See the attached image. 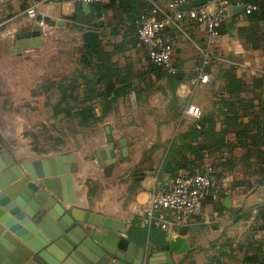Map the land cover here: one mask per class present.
I'll return each mask as SVG.
<instances>
[{
  "label": "crops",
  "instance_id": "0c3cea01",
  "mask_svg": "<svg viewBox=\"0 0 264 264\" xmlns=\"http://www.w3.org/2000/svg\"><path fill=\"white\" fill-rule=\"evenodd\" d=\"M117 1L113 8L104 11L97 21V28L89 29L84 23L73 21L75 15L85 21L93 12L94 6L91 5V11L85 13L79 0H0V100L6 103L0 107V154L6 151L21 166L57 157L64 159L72 154L78 172L66 182L73 202L62 203L65 212L75 222L85 219V213L90 212L100 218L123 223L130 241L146 248L145 264H150L154 253L161 251L151 252L149 241L144 244V239L133 234V224L136 221L140 223L153 192L170 186L173 172L165 171L166 163L170 162L166 160L167 155L178 137L187 134L195 123V118L186 114L187 108L198 106L205 119V132L195 144L212 147L222 140L218 151L206 155V166L217 168L220 178L216 182L220 183L221 191L220 194L214 191L218 194L217 200L207 197L199 215L174 232L178 237L181 229H186L191 245L190 252L174 256V262L254 264L250 259L256 254V248L264 244L263 223L257 218L259 206L264 204V184H249L257 182L259 177L251 173L247 166L255 164L254 159L247 158L248 141L237 138L234 128L223 124L228 116H241L244 118L241 121L248 124L250 134H254L249 124L252 116H243L241 111L226 113L223 103L230 101L231 95L224 76L229 71L235 75L239 81L236 85L239 86L240 97L253 101L257 106L255 114L264 117V21L251 31L253 23L244 9L243 12L233 9L214 48V59L208 70L210 81L194 87L193 70L200 64L201 49L207 45L206 27L185 18L167 30L174 46V67L181 73V77L176 78L165 70H155L147 48L139 44L133 23L140 6L134 3L119 7L120 0ZM155 1L167 10V0ZM253 1L256 0H233L237 7H244ZM110 3L107 0L103 4ZM199 5L193 2L182 9ZM33 6L37 7L34 18L28 15ZM208 8L210 11L214 9L211 5ZM39 21L46 22V26L41 27V45L24 49L18 55L17 43L29 41L19 40V37L33 31L39 26ZM88 30L100 33L98 49L110 56V64L120 76L118 82L114 81L116 84L111 98L97 102L92 116H87L82 123L75 115L72 116L74 120H70L71 132L95 136L89 138L81 150L56 154H45L43 148L32 146L28 140L16 139L18 143L9 140L10 135L25 137L36 127V120L46 115L54 118L65 116L56 111L57 104H50L51 93L49 95L50 90L45 88L49 84L61 88L62 82L44 77L50 71L47 62L62 49L47 44L53 41L59 44L65 38H74L81 47V55L85 45L82 35ZM255 30L256 35H253ZM86 71L90 73L89 69ZM159 73L161 76H158ZM58 94L61 96V89ZM16 100L20 101V107L8 104ZM60 100L57 97L56 102ZM209 118L212 119L210 122ZM67 125L62 129L60 127L61 131H68ZM108 130L114 138L113 144L109 143ZM225 130L228 133L223 136ZM123 141L128 149L126 156L122 153ZM109 145H113L117 153V161L112 164H107L108 160L104 158L107 155L104 150ZM261 149L264 150V146ZM61 165L69 167L68 160H63ZM4 168L9 169L0 167V173L4 172ZM47 169L52 171L51 165H47ZM31 171L35 173L34 169ZM27 177L28 173L23 170V178L18 182ZM55 187L61 192L63 183L59 181ZM57 223V220H52L53 225ZM82 227L87 231L95 228L88 224H82ZM151 229H147L148 232ZM4 233L7 234L6 231ZM7 243L11 242L8 240ZM61 253L56 248L44 252V258L53 264L69 262L68 259L59 261ZM126 255L131 261H136L135 256L140 255V250Z\"/></svg>",
  "mask_w": 264,
  "mask_h": 264
},
{
  "label": "water",
  "instance_id": "95a60500",
  "mask_svg": "<svg viewBox=\"0 0 264 264\" xmlns=\"http://www.w3.org/2000/svg\"><path fill=\"white\" fill-rule=\"evenodd\" d=\"M195 2L206 3L205 0ZM82 8L85 13H89L91 4L82 3ZM234 10L243 12V7H235ZM41 36V27L37 26L30 33L19 37V40L29 41L17 43V54L21 55L27 48L39 47ZM82 40L92 52H97L100 33L96 30L85 31ZM174 76L181 77V73L176 72ZM108 134L109 143L113 144L114 138L109 130ZM122 143V153L126 156L128 149L125 142ZM104 151L107 153L104 156L108 160L107 164L117 161L113 145H109ZM66 158L57 157L21 166L6 151L0 154V167L9 168H4V172L0 173V264H53L44 258V252H51L56 248L62 251L58 255L62 262L68 259L75 264H145L146 248L130 241L123 223L100 218L90 212L85 213V219L75 222L65 212L62 203L73 202L66 182L78 172L74 156L70 154ZM63 160H68L69 167H62ZM47 165H51L52 171H47ZM23 170L28 173V177L19 183L23 178ZM174 170L173 165L167 162L165 171L170 173ZM58 176L62 177L61 180L52 179ZM59 181L63 183L61 192L55 187ZM52 220H57V225H53ZM82 224L95 228L87 231ZM8 240L10 244L7 243ZM167 242V249L154 253L150 264H175L174 256L187 254L191 250L186 229H181L178 237L168 236ZM134 250H140V255L135 256L136 261H131L126 253L133 255Z\"/></svg>",
  "mask_w": 264,
  "mask_h": 264
},
{
  "label": "trees",
  "instance_id": "16d2710c",
  "mask_svg": "<svg viewBox=\"0 0 264 264\" xmlns=\"http://www.w3.org/2000/svg\"><path fill=\"white\" fill-rule=\"evenodd\" d=\"M140 1L141 0H120L118 6L122 7V5H132L136 3L140 6V9L136 12V19L141 14L150 12L155 5L158 4L155 0H152L151 2H144L143 0L142 3H139ZM110 2L109 5L93 4V12L90 16L86 17L87 20L81 21L75 15L73 21L80 24L84 23L89 29L97 28V21L102 18L104 11L113 8L118 1L110 0ZM250 4L257 7L254 12L247 15L249 20L253 23L251 28L252 31V29L254 30L258 27V24L261 21H264V0H256ZM80 5L81 4L78 5L79 8ZM224 24L220 28V34ZM133 25L136 28L135 23H133ZM253 35H256V30ZM110 63L109 55L102 53L99 49L97 52H92L86 45H84V51L80 55L78 68L75 70L76 74L68 80V83H62L61 85V100L56 105V111L63 113L65 117L71 120H74L72 116L75 115L78 118L79 123L85 121L87 116H92L95 111L96 103L100 100L103 101L106 99L107 101L108 98H111L110 94L114 93L113 90L116 84L114 81L118 82L120 79L119 74ZM154 68L160 72L163 70L156 66H154ZM210 68L211 67L206 69L207 73ZM86 69H89L90 73H88ZM171 75L175 77L174 74ZM158 76H161V73H159ZM224 77L229 83L227 88L231 95V100L223 103L226 113L236 114V112L241 111L244 114L243 116H252L249 124H251V131H254V134H250L248 124L241 121L244 119L241 116H228L223 121V124L233 127V132L237 138H243L242 140L248 141V146L250 148L247 152V158L248 160L254 159L255 164L249 163L247 166L252 170L251 173L258 175L259 177L257 182L249 184H251V186L263 185L264 150H262L261 147L264 146V117L255 114L257 106L253 101H246L240 97L238 94L239 86L236 85L239 81L236 79L235 75L229 71ZM194 120L195 123L190 131L187 134L180 135L177 142L175 141V143H173L166 160L170 161L175 167V172L172 174L173 177L180 170H184L188 175L208 174L207 169L208 167H211L213 171L209 175L213 178V191L220 194V183L216 182L219 181L220 176L216 173L217 168L214 165L206 166V155L212 153V151H218L221 148L222 144H220V141L222 142V140L217 141L212 147L195 144L197 138L205 132V119H203L201 115L200 118ZM211 120L212 119L209 118V122ZM226 133H228L227 130L223 131L222 135L224 136ZM178 141H181V143H178ZM257 218L263 223L261 229L264 230V204L259 206ZM133 234L144 239V244L148 240V247L151 252L165 251L167 249V235L154 228L148 232L147 228H143L139 225V221H136V223L133 224ZM260 246L263 248L264 244H261L256 248V254L250 259L254 264H264V251H262Z\"/></svg>",
  "mask_w": 264,
  "mask_h": 264
},
{
  "label": "built area",
  "instance_id": "2783aa9c",
  "mask_svg": "<svg viewBox=\"0 0 264 264\" xmlns=\"http://www.w3.org/2000/svg\"><path fill=\"white\" fill-rule=\"evenodd\" d=\"M106 1L79 0L80 3L91 5L103 4ZM195 1L197 0H167L166 11L157 4L150 12L138 16L134 23L138 42L147 48L150 62L170 74L177 71L173 62L174 46L168 38L167 30L185 18L206 27L207 45L201 49L200 64L193 70L192 84L197 87L210 81L206 69L212 65L220 28L237 5L233 0H205V4L182 9L184 6H191ZM208 5L214 9L210 11ZM243 9L249 15L257 7L248 4L244 5ZM36 13V6L28 10L30 17L34 18ZM161 15L164 16L160 17ZM38 25L44 27L46 22L39 21ZM186 114L198 119L202 115V109L191 105L187 108ZM212 171L211 167L207 169L208 174L188 175L184 170L178 171L167 189L157 188L153 192L148 206L141 215L140 226L147 229L158 228L168 236L175 237L174 232L177 229L184 227L190 219L199 215L207 197L218 199V194L213 191V178L209 175Z\"/></svg>",
  "mask_w": 264,
  "mask_h": 264
},
{
  "label": "rangeland",
  "instance_id": "374dc122",
  "mask_svg": "<svg viewBox=\"0 0 264 264\" xmlns=\"http://www.w3.org/2000/svg\"><path fill=\"white\" fill-rule=\"evenodd\" d=\"M51 45L61 47L62 51L54 54L49 62H47L50 71L47 72L44 77L47 79L55 78L56 80H59V83L62 82L66 84L68 83V80L76 74L75 70L80 59L81 47L77 45V42H75L74 38H65L64 41L60 42L59 44L54 41L47 44V46ZM45 88L50 90L49 95L51 93L50 97H52V101L50 104H58L56 99L57 97L61 98V96L58 94L61 88H54L50 84ZM5 104L6 103L1 102L0 100V107H4ZM8 104L14 107L21 106L20 101L18 100ZM70 120L71 119L65 116L54 118L49 114L44 116L42 119L36 120V127L30 133L25 134V137L23 135H10L9 140L12 142H17V140H28L32 146L43 148L45 154H56L59 152L81 150L84 146H86L89 138L95 135L86 133L76 134L71 132L70 130L72 125ZM66 124H68V131H61V129Z\"/></svg>",
  "mask_w": 264,
  "mask_h": 264
}]
</instances>
